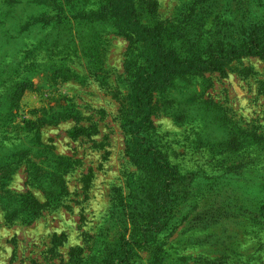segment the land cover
I'll return each mask as SVG.
<instances>
[{
  "label": "rangeland",
  "instance_id": "374dc122",
  "mask_svg": "<svg viewBox=\"0 0 264 264\" xmlns=\"http://www.w3.org/2000/svg\"><path fill=\"white\" fill-rule=\"evenodd\" d=\"M23 1L27 8L28 0ZM190 1L119 0V14L100 17L108 24L99 23L91 56L81 51L63 60L51 55L61 51L56 47L38 53L45 64L36 68L30 88L15 103V117L7 126L14 138L0 149V159L8 149H21L4 178L3 192L15 199L5 202V209L0 206V264H120L123 259L111 251L124 233L134 249L130 264H150L163 256L174 264H264L263 205L232 197L224 181L233 175V166L258 159L262 177L247 175L249 183L241 185L246 192L264 189V61L252 56L234 62L227 76L176 72L154 91L151 130L189 196L178 200L175 226L168 224L156 237L137 230L131 239L130 190L138 187V200L152 207L167 187L164 177L140 179L144 159L133 160L127 146L136 138L142 104L137 93L147 87L135 75L151 61L140 25L175 24ZM38 11L40 6L32 10ZM130 14L139 21L137 27ZM91 21L85 19L87 27L95 24ZM38 36L33 31L24 48ZM169 43L185 51L180 42ZM28 120L37 121L29 131L24 129ZM77 126L91 128L89 135L72 138L69 131ZM234 136L247 139L241 142L246 146L237 150L230 141ZM17 205L24 210L10 216L7 211ZM221 213L232 216L214 218Z\"/></svg>",
  "mask_w": 264,
  "mask_h": 264
},
{
  "label": "trees",
  "instance_id": "16d2710c",
  "mask_svg": "<svg viewBox=\"0 0 264 264\" xmlns=\"http://www.w3.org/2000/svg\"><path fill=\"white\" fill-rule=\"evenodd\" d=\"M101 1L96 5V0H28L25 1V5L29 11L23 7V0L0 1V149H4L5 145H9L10 140L14 138L7 126L15 117L13 114L15 103L30 88L32 84L30 77L36 74V68L45 64L38 53L56 47L61 51L51 55L62 57L63 60L81 51H84L85 56H91L98 36L95 33L100 31L102 24L105 22L108 24V21L100 17L112 18L114 13L119 14V9L123 8L119 0ZM89 5L93 7H88ZM37 6H40V11L32 12ZM20 9L26 12V17L19 12ZM184 10L185 13L175 20V24H172L173 21H167L169 24L161 23L154 29L140 25V29L144 31L141 30L139 36L147 33L145 40L150 43L151 61L149 65L141 64L135 75L141 85L147 82V87L141 88L137 93L142 104L139 105L138 122L133 129L136 138L132 142L128 141L127 146L133 160L144 159V163L140 164V179L143 175L149 178L164 177L167 187L164 191L166 194L163 193L157 202L153 200L152 207L149 201L144 200V203H141L138 200L137 193H134L138 187L130 190L128 208L129 220L134 226L132 240L137 230H143L144 235L149 231L156 237L166 231V228L169 229V225L175 226L180 213L178 200L189 196V191L181 186V175L171 166L167 154L160 149L154 131L151 130L152 122L149 116L153 111L149 105L154 100V91L158 86L163 87L176 72L179 76L210 73L227 76L232 64L240 62L244 57L252 56L264 61V0H192L186 4ZM86 18H89V21L92 19L91 22L95 23L92 25V32H89L92 27H87L90 25L89 22H85ZM130 19L137 27L136 23L138 24L139 21L131 14ZM100 22L102 24H99ZM35 30L40 36L35 37V41L24 48L28 36ZM129 37L132 38V35ZM170 40L180 42L185 51L181 53L178 45H171ZM87 44L91 47H85ZM63 60L58 59L60 62ZM24 62H28L27 67L18 71L16 67L23 65L21 63ZM128 98L131 99V95ZM149 108V114L144 115ZM186 114L178 115V119L183 120ZM36 125L37 121L28 120L24 129L29 131ZM90 129L77 126L69 131V135L72 138H79L89 135ZM256 138V136L251 137V144L254 147L259 143ZM230 141L239 150L246 146L247 139L234 136ZM19 150L21 149H8L9 154L0 159V206L3 209L5 202L13 203L15 199L9 191L3 192V188L6 186L4 178L9 176L15 164L13 154ZM259 163L260 160L253 159L233 166V175H227L224 181L229 186L228 190H232V197L242 195L243 198L249 199L252 205H263L261 208L264 209V189L260 187L259 191L262 192L259 193L254 189H248L249 191L246 192L245 185H241L249 183L250 176L247 175L254 173L262 177L263 174L257 172ZM187 183L191 186V183ZM23 210V205H17L15 209L7 212L10 216L16 217ZM141 215L143 219H137ZM215 216L225 218L232 215L221 213L215 214L214 218ZM190 221L193 222L192 219ZM157 248V251L163 254L162 245L158 244ZM111 252L123 259L120 264H130L134 249L131 247V242L126 239L125 233L112 247ZM150 264L174 263L163 256L157 262Z\"/></svg>",
  "mask_w": 264,
  "mask_h": 264
}]
</instances>
